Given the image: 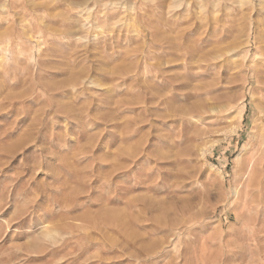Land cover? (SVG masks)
<instances>
[{
	"label": "rangeland",
	"instance_id": "obj_1",
	"mask_svg": "<svg viewBox=\"0 0 264 264\" xmlns=\"http://www.w3.org/2000/svg\"><path fill=\"white\" fill-rule=\"evenodd\" d=\"M0 264H264V0H0Z\"/></svg>",
	"mask_w": 264,
	"mask_h": 264
},
{
	"label": "bare ground",
	"instance_id": "obj_2",
	"mask_svg": "<svg viewBox=\"0 0 264 264\" xmlns=\"http://www.w3.org/2000/svg\"><path fill=\"white\" fill-rule=\"evenodd\" d=\"M175 89H176V88H175ZM175 89H174V90H175ZM172 91H173V90L171 89V92H172ZM259 192H260V191H259Z\"/></svg>",
	"mask_w": 264,
	"mask_h": 264
}]
</instances>
